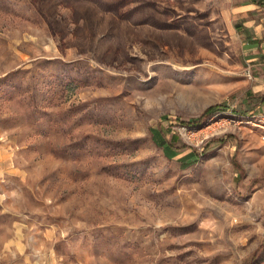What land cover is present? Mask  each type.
Segmentation results:
<instances>
[{"label": "rangeland", "instance_id": "1", "mask_svg": "<svg viewBox=\"0 0 264 264\" xmlns=\"http://www.w3.org/2000/svg\"><path fill=\"white\" fill-rule=\"evenodd\" d=\"M32 1L0 0V264H264L241 0Z\"/></svg>", "mask_w": 264, "mask_h": 264}, {"label": "crops", "instance_id": "2", "mask_svg": "<svg viewBox=\"0 0 264 264\" xmlns=\"http://www.w3.org/2000/svg\"><path fill=\"white\" fill-rule=\"evenodd\" d=\"M264 0H241L239 16L244 21V31L247 47V54H250L248 62H255L260 65V76L264 77V15L260 18V12L264 11ZM259 19V20H258ZM238 26V25H237ZM258 74V73H257Z\"/></svg>", "mask_w": 264, "mask_h": 264}, {"label": "trees", "instance_id": "3", "mask_svg": "<svg viewBox=\"0 0 264 264\" xmlns=\"http://www.w3.org/2000/svg\"><path fill=\"white\" fill-rule=\"evenodd\" d=\"M71 1V0H66ZM78 1V0H75ZM74 1V2H75ZM89 2L92 3H96L100 9L106 13V12H110L113 10H118L120 9L122 6H125L127 4H131V2L133 0H88ZM33 4L35 5V7H37V10L43 12L44 14H53L54 15V20H53V24H58V18H57V11H56V6L57 4H60L59 0H33L32 1ZM125 16H131L132 11H130V13H124ZM108 19V27L107 30L110 32L109 34H112V32L115 31V28L118 25V21H115L113 16H110L107 18Z\"/></svg>", "mask_w": 264, "mask_h": 264}]
</instances>
